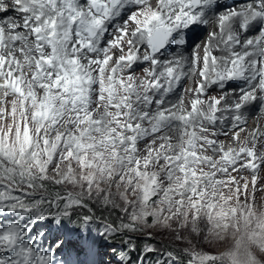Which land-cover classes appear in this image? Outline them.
<instances>
[{
    "label": "snow or ice",
    "instance_id": "snow-or-ice-1",
    "mask_svg": "<svg viewBox=\"0 0 264 264\" xmlns=\"http://www.w3.org/2000/svg\"><path fill=\"white\" fill-rule=\"evenodd\" d=\"M210 2L0 0V13L18 14L0 17V206L28 212L46 203L62 217L83 207L85 197H98L101 206L115 208L114 186L130 222L109 223V231L171 229L173 222L197 231L204 223L210 238L227 243L230 236L231 245L220 255L185 252L187 264H257L253 251L264 253V211L255 204L264 128L241 137L246 124L241 109L264 101V29L243 41L241 33L251 22L264 23V0L219 15V31L209 33L202 54L197 46L190 58H156L174 32L208 23L193 10ZM129 3L137 10L99 48L106 22ZM141 44L147 46L143 52ZM139 61L150 65L143 76L126 71ZM185 77L194 86L166 103ZM245 78L257 83L241 90L235 103L219 107L224 96L205 99L209 86ZM229 119L227 131L215 127ZM173 127L175 142L166 131ZM148 136L154 138L142 152L138 144ZM53 163L55 176H49ZM49 179L79 186L80 192L31 205L16 194L37 192ZM17 238L5 232L0 246L12 247ZM164 254L182 264L174 251ZM18 255L20 264H29L30 250ZM38 264H45L43 256Z\"/></svg>",
    "mask_w": 264,
    "mask_h": 264
},
{
    "label": "rangeland",
    "instance_id": "rangeland-1",
    "mask_svg": "<svg viewBox=\"0 0 264 264\" xmlns=\"http://www.w3.org/2000/svg\"><path fill=\"white\" fill-rule=\"evenodd\" d=\"M231 8H232V10L234 9L233 7H231ZM199 10H202V6L199 8ZM227 10L229 11L230 8H227ZM124 14H126V13H124ZM124 14L123 15L120 14L118 20L122 19ZM221 14H222V11H216L213 14V16H219ZM126 16H127V14L125 15V17L122 20H125V18L128 17V16L127 17ZM108 28L109 27L106 26V29H108ZM110 29H112V26L110 27ZM260 29H261L260 27L257 28L252 34L245 36V38L247 37L250 39L253 35L259 34L261 31ZM206 30L207 29L205 27L203 28L202 26H197L196 31H193L190 38L187 39L188 43H186V47H185L186 53H188V54L190 53V55H193L194 49L196 48L197 44L204 39L205 34H206ZM212 31H213V29H212ZM111 38H112V36H109L107 39L110 40ZM175 38L178 39V37H176V36H175ZM144 47L146 48L147 46L145 45ZM166 47H167V43H166L165 47L161 48L156 54L163 53L164 50L166 49ZM141 51L143 52V49H141ZM144 69H146V65L142 61V62H138L136 64L134 63L131 66V68L129 70H126V71L131 72L132 74H134L138 77H141ZM233 80L234 79H232V81ZM227 84H229V81ZM241 85L242 84H240L239 87H241ZM182 86L189 87L186 85L185 82L182 84ZM175 88H179V86H176ZM235 88H237L236 85L233 88H227V86H225L223 84L209 87L208 88L209 93L207 92V98L213 97V96L217 97V91L219 89H223L224 91H228V90L234 91ZM183 94L184 93L179 91L178 96L171 103L176 102ZM232 98H235V96H232ZM234 102H236L235 99H234ZM171 103H168V104H171ZM154 108H155V105H153V110H154ZM263 110L264 109L262 107V110L259 108L258 111L263 112ZM217 115H219V114H217ZM249 118L250 119H248V121L246 122L245 125H248L250 122H252L251 126H253L255 124V127L253 129H255L257 127L264 128V122L259 121L260 117L257 113H254ZM209 127H211V126H209ZM248 132H249L248 130H245L243 133H241V137H244ZM168 135L173 137V142L176 141L177 132H172V133H169ZM219 140L229 142L228 137H225V136H222L221 138H219ZM258 147H259V145H258ZM161 163H163V161H161ZM262 169H264V166H262ZM241 174L249 175V173L246 170H241ZM233 175L238 176V174L235 172L233 173ZM49 176H55V163L49 165ZM218 176H219V174H218ZM49 181H52L55 185H57L60 188V190L65 191L66 194L64 196H67L69 193L76 194V193L80 192L79 186H73L72 184H70L68 182L56 184L54 182V180L49 179ZM258 189H261V190H258L256 193L255 204H256L258 211H264V170H261L259 173ZM111 192L114 195V198L116 199L117 203L120 206H123L124 202L119 199L118 195H115L116 189L114 186L111 189ZM101 195H103V193ZM98 199H99L98 197H93L91 199H87L85 197V202L89 203L91 206H93L95 208H99V209L105 208L107 210H112L113 212H115L118 215V217L120 219L125 220V222H130L127 220L126 214L120 211L119 205H117V207H115V208H112L110 206H101V204L97 202ZM152 199H157V197H153ZM241 199L243 200V197H241ZM1 207H3V206H1ZM74 207H77V206H74ZM73 209H76V210H70L71 214H74V213L78 214L81 212L80 210H77V208H73ZM130 211H131V209H129V212ZM14 213H16L19 216L20 220L28 221V223H26L27 224L26 226L29 228V222H31L32 219L26 214V212H23L21 210L16 209V210H14ZM45 221L46 220L41 222L42 224L41 223L40 224L38 223V224L39 225L44 224V226L47 227L45 231L46 232H49V231L52 232L53 227L49 226L48 222H45ZM148 222H149V224H151V222H152L151 217L148 218ZM106 225L107 224H105L103 227L100 226L99 229H101V230L96 236H94L93 234L97 231L91 230L92 228H88V227L83 228L81 230V232L76 233V234L72 230H69L68 233L66 232L70 236L69 239L67 240V243L76 242V240L79 241L80 237H83V235H85L86 238L91 237L92 239L96 240L99 247H102V250L104 251V253L107 256V258L105 259V262H107V263L104 262V264H123V262H122L123 260H121L124 257V256H122L123 255L122 252L120 251V253H117V256L114 254L116 252V250H120V249L124 250L125 246H124L123 242H117L115 244H111L110 246L104 247L102 239H105V237L107 235H109V230L106 227ZM25 228L22 229L23 232L25 231ZM34 229H35V227L31 228V230H34ZM35 231H37V230H35ZM128 233H129V235L127 234L128 236L123 234L124 239L126 238L127 240H131V241H135V242H138L137 240H140V239L141 240L145 239L146 242L148 243V245L144 248V253L152 254L156 258H161L163 253L166 252L165 248H167V247H170V248L172 247L171 249H175V248L179 249V251H180V253H182V255L185 252H188V253L197 252V253L208 254V255H220L227 248H229L231 245V237L230 236L227 237V243L223 240L210 238L206 232V228H205L204 223H201L199 225V228L197 231H192L191 227L182 228L178 224L173 222V227L171 229L162 228V227H152V228L144 229L143 232L129 231ZM63 234H64V232L59 231L57 233L58 237L56 239H54V242L57 241L58 243H61L63 241V239L61 237ZM100 236H102V237H100ZM177 237H180V238L177 239ZM63 238H65V236ZM30 245H31V236L26 240H20L18 238L16 240V243L12 247H3L0 250V257H11L14 251L20 252L21 249H28L29 250ZM148 249H152V251H149ZM253 255L256 258L257 264H264V253L259 252V250H254ZM183 256L185 258L189 257L188 255H183ZM126 264H128V263H126ZM174 264H175V262H174Z\"/></svg>",
    "mask_w": 264,
    "mask_h": 264
},
{
    "label": "bare ground",
    "instance_id": "bare-ground-1",
    "mask_svg": "<svg viewBox=\"0 0 264 264\" xmlns=\"http://www.w3.org/2000/svg\"><path fill=\"white\" fill-rule=\"evenodd\" d=\"M227 1L228 0H212V2H210L207 6H202V10H199V8H200L199 7L197 12L202 14L201 15V20L202 21H208V23H203V22L194 23V24L188 26L187 28H184V29L178 30L177 32H174L172 34V36H171L173 39L171 37L169 38V41L167 42L166 49L164 50L163 53L156 54V58L158 60H160L161 62H163L165 60H169L172 57H179V56H183L185 58H190L192 55H190V53L189 54L186 53V51H185L186 44L185 45L177 44L176 43L177 39L175 38V36L176 37H178L179 35H180V37H184L185 36L186 39H189L191 34L193 33V31H196L197 26H202L203 28L205 27L207 29L204 39L197 44V46H199V48L201 50V54H202L203 45L207 41L209 33L218 32L219 31L218 24H217L218 16H213L215 11H222V14H224V13H226L228 11L227 8H230V10H232L231 7H233L236 10H240L241 6L255 5V4L258 3V0H229V2H227ZM150 2H153V0H150ZM81 3L82 4H86V0H81ZM136 10H137L136 5L131 4V3L121 6L119 8V10H118V14L115 15L114 17H112L111 19H109L106 22L105 26H108L109 28L106 29L104 35L101 37L98 47L99 48H103L110 41L107 38L109 36H112V34L114 33L115 29L118 26H122L124 23H126L128 21L129 16L133 12H135ZM196 10L197 9H194L193 11L196 12ZM124 13H126L128 17L126 16L127 18H125V20H122L125 17V15H126ZM120 14L121 15L124 14V16H123L122 19L118 20ZM6 15L15 16V15H18V14L14 13L11 10L7 14L0 13V17H4ZM111 26H112V29H110ZM259 27L261 28L260 30L264 29V23H262L260 21L251 22L248 25L247 30L243 31L241 33V40L243 41V40L249 39L247 37L245 38V36L252 34ZM212 29H213V31H212ZM233 29L239 31V22L235 18H234V22H233ZM258 35L259 34L253 35L251 38H254V37L258 36ZM145 45L146 44H141V49H143V51L146 49L144 47ZM197 46L194 49V51L197 49ZM124 47H125V51H127V46L125 45ZM237 50H239V46H237ZM113 53H114L113 60H115L116 57L119 55V49L118 48L117 49H113ZM214 54L215 55H220V53L218 51L214 52ZM139 62H142V61H139ZM143 62L145 63L146 68L150 67V65L148 64L147 61H143ZM110 63H112V61H110ZM136 63H138V62H136ZM141 76H143V74ZM184 82L189 87L194 86L193 85V78H189V77L183 78L182 81L178 85L179 88H175L171 93H169L165 97V102L166 103H171L178 96L179 91L184 93L183 92L184 88H188V87L182 86V84ZM227 83H228V81L224 82L223 85L227 86V88H233L236 85L237 88H235L236 91L235 90L234 91H230V90L224 91L223 89H219L217 91V98H219L221 96L225 97V99L221 101V105L219 107H223V106L235 103L234 99L236 101H238V99H239L238 97H239V95L241 93V90H247L248 88L251 87L252 84L257 83V81H255V80L249 81L248 79L245 78V79H234L233 81L229 80V84H227ZM240 84H242L241 87H239ZM212 86H215V85H211L209 87H212ZM208 90L209 89H207V92H208ZM207 92H206V94H207ZM232 96H235V98H232ZM205 99H207V96L205 97ZM262 107L264 109V101H261L259 99L254 100V101L244 105L242 107L241 111H242V113H243V115H244V117L246 119V122L248 121V119H250L249 117L251 115H253L254 113H257L259 115V117H260L259 121L264 122V110H263V112L258 111L259 108L262 110ZM217 114L221 115L222 113L218 112ZM174 123H178V122H174ZM251 123L252 122H250L248 125H243L245 130H248L249 132L252 131V129L255 127V124L253 126H251ZM230 124H231V121L229 119V120H226L222 125L219 124V122H217V125L215 127L218 130H220V131H227L228 128L230 127ZM145 126L147 127V122H145ZM166 131L169 134V133H172V132H177L178 130H177V128L173 127L171 130H166ZM155 135H159V133L155 134ZM222 136L223 135H220L217 138L219 139ZM153 138H154L153 136H148V137H145L144 140L139 142L138 146H139V148L141 149L142 152L147 147V145L151 142V140ZM158 143H159V141L157 142V144ZM144 154H146V153H144ZM20 240H24V239H20Z\"/></svg>",
    "mask_w": 264,
    "mask_h": 264
},
{
    "label": "trees",
    "instance_id": "trees-1",
    "mask_svg": "<svg viewBox=\"0 0 264 264\" xmlns=\"http://www.w3.org/2000/svg\"><path fill=\"white\" fill-rule=\"evenodd\" d=\"M44 184L43 189H38L37 192H32L28 195H24L23 193H16L20 195L26 204L31 205L34 202L38 201H46L48 198L55 197L57 195L64 196L66 193L65 191L60 190V188L55 185L52 181L45 180L42 182ZM31 191V190H28ZM64 201L58 202L61 207ZM5 211H14L8 210L6 206L2 207ZM77 210H80V213H74L69 216H62L58 217L55 215V210H49L46 203L38 204L37 208H33L30 211L26 212V214L32 219L29 222V228L26 226L28 221H12L11 227L17 228L22 231L25 228L24 233L26 234L25 238L19 239H28L31 235V228L34 226H39L41 222L46 220L49 226L53 227L54 229H63V230H72L75 234L81 232V230L85 227L92 228L91 230L97 231L94 234H98L101 229L100 226H104L105 224L112 223L114 225H118L123 219H120L118 215L113 212L112 210L107 209H99L91 206L89 203H83V207H74ZM19 210V209H18ZM76 210V209H72ZM24 212V211H23ZM37 216H42V219L37 220ZM88 216L90 219L84 220L82 217ZM29 218V219H30ZM38 222H37V221ZM39 223V224H38ZM42 224V223H41ZM44 225V224H43ZM29 229V230H28ZM129 231H120V232H113L109 231V235L102 239L104 247L110 246L111 244H115L117 242L124 243V250H116L114 253L117 256V253L122 252L123 264H174V261L165 257V252L163 253L161 258H156L154 255L149 253H144V248L148 245L145 239L137 240L138 242L127 240L123 238V234L129 235ZM127 235V236H128ZM102 237V236H101ZM172 248V247H171ZM170 247L165 248V251H174L177 255H181L182 264H187V260L189 257H184L182 253H180L179 249H171ZM121 256V257H122ZM120 257V258H121Z\"/></svg>",
    "mask_w": 264,
    "mask_h": 264
},
{
    "label": "clouds",
    "instance_id": "clouds-1",
    "mask_svg": "<svg viewBox=\"0 0 264 264\" xmlns=\"http://www.w3.org/2000/svg\"><path fill=\"white\" fill-rule=\"evenodd\" d=\"M102 248V247H101Z\"/></svg>",
    "mask_w": 264,
    "mask_h": 264
},
{
    "label": "water",
    "instance_id": "water-1",
    "mask_svg": "<svg viewBox=\"0 0 264 264\" xmlns=\"http://www.w3.org/2000/svg\"><path fill=\"white\" fill-rule=\"evenodd\" d=\"M192 42V41H191Z\"/></svg>",
    "mask_w": 264,
    "mask_h": 264
}]
</instances>
